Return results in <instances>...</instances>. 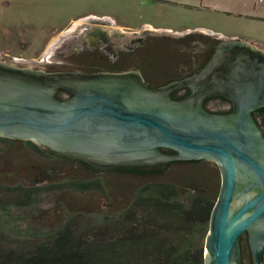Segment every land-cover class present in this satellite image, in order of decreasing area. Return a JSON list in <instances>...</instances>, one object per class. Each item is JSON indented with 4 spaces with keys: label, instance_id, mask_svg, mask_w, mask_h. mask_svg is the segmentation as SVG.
I'll return each mask as SVG.
<instances>
[{
    "label": "water",
    "instance_id": "water-1",
    "mask_svg": "<svg viewBox=\"0 0 264 264\" xmlns=\"http://www.w3.org/2000/svg\"><path fill=\"white\" fill-rule=\"evenodd\" d=\"M246 48L230 51L235 57L224 90L234 105L228 113L204 107V97L216 93L218 86L175 100L166 91L94 80L75 84L73 96L62 102L54 96L59 83L50 84L48 76L39 82L35 74H10L0 66V136L107 165L213 161L221 182L205 238L204 264H262L264 132L254 113L264 107V51ZM162 148L178 155H165Z\"/></svg>",
    "mask_w": 264,
    "mask_h": 264
},
{
    "label": "flooded vegetation",
    "instance_id": "flooded-vegetation-1",
    "mask_svg": "<svg viewBox=\"0 0 264 264\" xmlns=\"http://www.w3.org/2000/svg\"><path fill=\"white\" fill-rule=\"evenodd\" d=\"M15 37L18 40H15ZM45 38L41 42L40 52L43 54L39 58L21 59L15 56L14 52L19 50L18 46L21 47L26 42L25 36L18 33L11 34L9 48L0 50V66H4L10 74L21 71L35 74L34 80L39 82L43 81L41 76H48L50 84L59 83L54 96L62 102L68 101L73 96L71 89L75 84L85 86L94 80L115 79L136 88L166 91L175 100L190 99L204 88L218 86L219 90L216 93L204 97L203 104L208 111L219 113L230 112L234 105L233 100L224 90L225 77L228 76L231 62L235 57L234 54L230 56V51L237 49L243 52L245 46L248 47L246 48L248 51L260 53L254 46L241 44L242 40L237 39L236 42H232L231 39L211 35L206 30L174 33L149 25L127 28L107 18L80 20L67 27L62 34L54 33L46 35ZM262 109L264 107L256 111L254 117L264 132ZM0 140L19 145L21 148L30 147L34 155L46 158L45 167L37 166L33 169L35 172L33 182L15 185L49 189L51 187L45 185L46 182L56 179L57 176H64L65 181L62 184L81 182L84 188L78 190L68 186L62 189L81 194H100V192L108 194L105 182L108 176L114 179L124 176L136 177L135 168L161 169L164 172L173 164L200 165L201 162L210 161L180 160L148 166L107 165L87 158L57 154L30 140L2 136ZM160 151L168 156L178 155L167 148H162ZM15 162L17 165L22 161ZM202 170L200 175L208 171V169L203 170L204 172ZM70 171L76 173L78 177L67 179ZM40 179L44 184H40ZM124 186L130 194L133 185L130 187L124 184ZM199 186L206 188L207 184L203 182ZM118 187L117 185L116 188ZM110 194L109 199H117L113 188ZM104 205H106L104 211L109 212L116 204L104 203ZM117 207L116 205L115 209ZM242 239H245L249 253L247 235L243 234L241 241Z\"/></svg>",
    "mask_w": 264,
    "mask_h": 264
},
{
    "label": "rangeland",
    "instance_id": "rangeland-1",
    "mask_svg": "<svg viewBox=\"0 0 264 264\" xmlns=\"http://www.w3.org/2000/svg\"><path fill=\"white\" fill-rule=\"evenodd\" d=\"M189 1L195 3L186 4L180 0H0V50L9 48L11 34H23L26 42L21 47L18 46L19 50L14 55L21 59H37L43 54L40 52L41 42L46 39V35L62 34L67 27L80 22L84 17L112 19L127 28L149 25L174 33L205 28L209 33L223 38L235 35L239 40L264 45V0H209L213 5L244 10L246 14L241 15L206 10L200 5V0ZM251 10H254L257 17L249 14ZM260 45L257 46L264 48ZM44 159L46 158L34 155L30 147L21 148L0 140V185L33 182V169L37 166L45 167L47 163L45 164ZM16 160L22 162L16 165ZM201 169L208 171L200 175ZM75 177L78 175L72 171L67 175V179ZM151 180L191 188L205 182L206 188L217 196L221 176L213 161L201 162L200 165L173 164L163 173L145 178L124 176L114 179L108 176L105 181L108 194H81L54 188L65 181L64 176H57L45 183L51 188L40 196L38 203L21 208L12 207L9 212L0 215L9 219L8 227L14 231H21L26 227L51 229L59 226L71 214H105L104 203H115L118 206L116 209H120L122 205L125 207L131 196L124 184L135 188L136 185ZM40 184H44L41 179ZM112 188L117 195L116 200L109 199ZM116 205L112 211L116 210Z\"/></svg>",
    "mask_w": 264,
    "mask_h": 264
},
{
    "label": "trees",
    "instance_id": "trees-1",
    "mask_svg": "<svg viewBox=\"0 0 264 264\" xmlns=\"http://www.w3.org/2000/svg\"><path fill=\"white\" fill-rule=\"evenodd\" d=\"M161 173L134 169L141 178ZM68 186L84 188L81 182L55 188ZM46 190L0 185V213L34 205ZM130 196L106 215L71 214L51 229L14 231L0 215V264H204L215 192L151 180L133 186Z\"/></svg>",
    "mask_w": 264,
    "mask_h": 264
},
{
    "label": "crops",
    "instance_id": "crops-1",
    "mask_svg": "<svg viewBox=\"0 0 264 264\" xmlns=\"http://www.w3.org/2000/svg\"><path fill=\"white\" fill-rule=\"evenodd\" d=\"M180 1L181 2H185L186 4L195 3V2H190L189 0H180ZM200 2H201L200 5L202 6V8H204L206 10L218 11V12H222V13L229 12L232 15L233 14L234 15L246 14V12H244V10L237 11V10H233L231 8H227L226 6L213 5L212 2H210L209 0H200ZM191 5H195V4H191ZM249 14L252 15V16H254V17H257V14H255L254 10H251V12H249ZM84 19H86V18L85 17L84 18H81V20H84ZM262 19H264V18H262ZM199 29L208 31V29H205V28H199ZM211 35H215V34H211ZM225 38H228V37H225ZM237 38H238V36L233 35V36H231V38H228V39H237ZM242 41H244V40H242ZM245 42H247L249 44H252L251 42H248V41H245ZM253 43H255L256 45L255 44H252V46H254L256 48H259L260 50L263 51V48L257 46V45H260V44H258L256 42H253ZM260 46H264V45H260Z\"/></svg>",
    "mask_w": 264,
    "mask_h": 264
}]
</instances>
